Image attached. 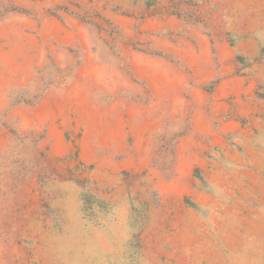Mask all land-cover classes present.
I'll use <instances>...</instances> for the list:
<instances>
[{
	"label": "rangeland",
	"instance_id": "1",
	"mask_svg": "<svg viewBox=\"0 0 264 264\" xmlns=\"http://www.w3.org/2000/svg\"><path fill=\"white\" fill-rule=\"evenodd\" d=\"M0 264H264V0H0Z\"/></svg>",
	"mask_w": 264,
	"mask_h": 264
}]
</instances>
